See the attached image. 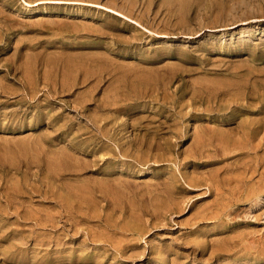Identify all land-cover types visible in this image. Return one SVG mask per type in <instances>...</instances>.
<instances>
[{"label":"rangeland","instance_id":"obj_1","mask_svg":"<svg viewBox=\"0 0 264 264\" xmlns=\"http://www.w3.org/2000/svg\"><path fill=\"white\" fill-rule=\"evenodd\" d=\"M63 1L0 0V264H264V0Z\"/></svg>","mask_w":264,"mask_h":264},{"label":"bare ground","instance_id":"obj_2","mask_svg":"<svg viewBox=\"0 0 264 264\" xmlns=\"http://www.w3.org/2000/svg\"><path fill=\"white\" fill-rule=\"evenodd\" d=\"M35 13V12H34ZM202 134V133H201ZM200 139V138H199ZM200 141V140H199ZM204 142H202L201 144H203ZM209 143V142H208ZM208 143H206V144H208ZM218 143V142H217ZM205 145V144H204ZM203 145V146H204ZM213 145V144H212ZM210 146H211V143H210ZM207 147V146H206ZM208 147H209V145H208ZM216 147V146H215ZM200 148V147H199ZM200 149H202V148H200ZM216 149V148H215ZM222 151L221 152H223V148H220ZM212 150V149H211ZM214 150V149H213ZM212 150V151H213ZM202 151H203V149H202ZM206 151H207V148H206ZM205 151V152H206ZM210 151V150H209ZM211 151V152H212ZM199 152H201V151H199ZM211 152H210V156H211ZM203 153V152H202ZM208 154V153H207ZM199 155V154H198ZM200 155H202V154H200ZM207 156V155H206ZM210 156H207V157H210ZM199 157V156H198ZM201 165V164H200ZM199 167V166H198ZM201 167V166H200ZM231 167V166H230ZM228 170V169H227ZM220 175V174H219ZM256 175V174H255ZM185 176V174L183 175V177ZM179 177V176H178ZM180 177H181V175H180ZM182 177V178H183ZM194 177V176H193ZM222 177V176H221ZM220 177V178H221ZM186 178L188 179V176H186V177H184L183 179H185L186 180ZM200 178V177H199ZM207 178V177H206ZM205 178V180L207 181V179ZM211 178V177H210ZM191 179V178H190ZM204 179V178H203ZM219 179V178H218ZM225 179V178H224ZM224 179H223V181H224ZM175 180H177V179H175ZM189 180V179H188ZM181 181V180H180ZM179 181V178H178V182H180ZM184 181V180H183ZM190 181V180H189ZM189 181H187V182H189ZM196 181V180H195ZM209 181V180H208ZM212 180H210L209 182H211ZM213 181H214V179H213ZM225 181H226V179H225ZM177 182V181H176ZM200 182H201V180H200ZM200 182H198V184L200 183ZM209 182H207V183H209ZM192 183H194L193 181H192ZM191 182H190V184H192ZM219 183V182H218ZM222 183V182H221ZM177 184V183H176ZM181 184V183H180ZM183 184V183H182ZM187 184V183H186ZM189 184V183H188ZM202 184V183H201ZM200 184V185H201ZM210 184V183H209ZM208 184V185H209ZM213 184V183H212ZM224 184V183H223ZM204 185H206V184H204ZM185 186V185H184ZM195 186V185H194ZM198 186V185H197ZM212 186V185H211ZM215 186V185H214ZM213 186V187H214ZM177 187H179L178 185H177ZM191 187V186H190ZM201 187V186H200ZM209 187V186H208ZM219 187V186H218ZM182 188V187H181ZM210 188V187H209ZM216 188V187H215ZM173 190V189H172ZM172 190H171V192H172ZM216 191V190H215ZM174 192V191H173ZM177 192V191H176ZM175 193V192H174ZM222 194V193H221ZM169 195V194H168ZM172 195V194H171ZM222 196V195H221ZM225 196V195H224ZM170 197V196H169ZM173 197V196H172ZM169 199V198H168ZM172 200H174L173 198H172ZM230 217V216H229ZM255 246V245H254ZM167 262V260L166 259H161L158 263H156V264H165Z\"/></svg>","mask_w":264,"mask_h":264},{"label":"crops","instance_id":"obj_3","mask_svg":"<svg viewBox=\"0 0 264 264\" xmlns=\"http://www.w3.org/2000/svg\"><path fill=\"white\" fill-rule=\"evenodd\" d=\"M59 1V0H58ZM60 1H62V2H67V1H63V0H60ZM96 5H99L100 7L99 8H102V9H106V10H108V11H110V12H112V13H114L115 14V12L114 11H116V12H119V11H117V10H114V9H112V8H110V7H106V6H104V5H102V4H93V6H96ZM102 6V7H101ZM97 7V6H96ZM114 10V11H113ZM121 13V12H120ZM25 202H29V201H27V199L25 200Z\"/></svg>","mask_w":264,"mask_h":264}]
</instances>
